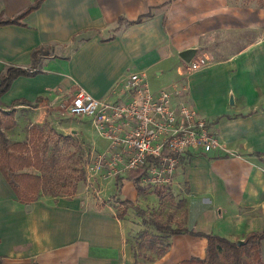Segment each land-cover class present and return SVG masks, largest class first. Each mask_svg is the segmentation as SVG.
I'll return each instance as SVG.
<instances>
[{
	"label": "crops",
	"instance_id": "0c3cea01",
	"mask_svg": "<svg viewBox=\"0 0 264 264\" xmlns=\"http://www.w3.org/2000/svg\"><path fill=\"white\" fill-rule=\"evenodd\" d=\"M32 1L0 0V17ZM147 10L138 22L124 21ZM36 47L47 50L38 70L16 75L0 94V109H15L6 136L24 140L31 125L46 124L84 141L90 160L108 140L88 117L78 116L88 125L60 122L58 106L77 86L123 99L114 82L141 70L150 90L166 88L173 101L195 108L225 148L178 155L165 186L181 198L179 226L230 240L264 229V96L252 99L264 90V6L257 0H41L17 22L0 23V75L7 66H29ZM189 47L194 53L184 61L178 52ZM17 98L27 102L10 105ZM104 171L92 173L89 185L85 173L71 195L40 192L27 202L0 173V264H169L204 256L203 235L147 228L131 212L157 198L153 188L138 190L134 170L107 177ZM201 201L206 209L198 212ZM143 227L166 241L162 253L141 261L129 237ZM259 250L264 261V236Z\"/></svg>",
	"mask_w": 264,
	"mask_h": 264
},
{
	"label": "built area",
	"instance_id": "2783aa9c",
	"mask_svg": "<svg viewBox=\"0 0 264 264\" xmlns=\"http://www.w3.org/2000/svg\"><path fill=\"white\" fill-rule=\"evenodd\" d=\"M193 67L196 63L190 62ZM114 84L125 92L123 99L96 97L77 86L63 106L70 116L88 117L94 130L108 140L106 148L90 160L83 155L88 185L92 173L102 166L103 177L131 169L143 173L153 185L165 186L182 152L225 150L195 108L184 100L173 101L166 88L150 90L141 70L129 71Z\"/></svg>",
	"mask_w": 264,
	"mask_h": 264
},
{
	"label": "trees",
	"instance_id": "16d2710c",
	"mask_svg": "<svg viewBox=\"0 0 264 264\" xmlns=\"http://www.w3.org/2000/svg\"><path fill=\"white\" fill-rule=\"evenodd\" d=\"M41 0H33L21 11L12 17L1 18L0 23L17 22L27 12L39 5ZM264 6V0H257ZM150 10L138 14L133 19H124L126 23L138 22L144 16H149ZM121 19V18H119ZM44 47H36L31 50V61L27 67L7 66L0 75V94L8 87L12 78L19 74L29 75L38 70L39 55L46 54ZM40 97L34 99L36 103ZM27 100L13 99L15 102ZM14 111L12 107L0 109V173L9 184L15 197L19 201H30L40 192L48 195H71L75 191L78 181L83 180V166L81 162L82 150L80 141L70 133H61L52 127L39 129L31 125L28 128L27 137L24 140H9L4 133L5 129L14 124ZM73 146L71 151L67 147ZM70 159L71 164L65 163ZM79 161L77 166L73 165ZM69 165V166H68ZM70 169L63 171L64 168ZM71 170L76 171L75 173ZM157 195L162 192V187L153 188ZM127 202V200H122ZM120 215V214H119ZM153 227L167 233H177L184 229L180 226H170L158 221L151 222ZM205 237V253L203 257L182 258L169 264H263L260 256V239L264 236V229L247 232L242 241L227 239L218 234L191 231ZM164 246L157 254L162 253Z\"/></svg>",
	"mask_w": 264,
	"mask_h": 264
},
{
	"label": "rangeland",
	"instance_id": "374dc122",
	"mask_svg": "<svg viewBox=\"0 0 264 264\" xmlns=\"http://www.w3.org/2000/svg\"><path fill=\"white\" fill-rule=\"evenodd\" d=\"M263 96H264V90L262 91L260 88H258L255 90V93L252 99L254 98L262 99ZM63 106H58L57 117L60 122H70L72 123L73 126L74 125L76 126L88 125V121L86 118H83L80 120V117L64 115L65 112L63 110ZM47 127L48 126L46 124H43L41 125V127H38V128L45 129ZM24 134L21 133L18 137L26 136V132ZM7 137L11 141L15 139V138H12L13 137L12 132L7 133ZM78 140L80 141V149L82 150L81 162H83L84 161L83 150L85 149L86 143L84 141L81 142L80 139ZM72 149H74L73 146L67 147V150L69 151H71ZM78 162L79 161H75L73 165L77 166ZM66 163L71 164L70 159L67 160L65 163H62V165H65ZM68 166H66L67 168H64L63 171H69L70 169L68 168ZM71 172L75 173L76 171L71 170ZM137 172L138 171H134V173H131L133 175L131 176V178H133V182L134 183L136 182V184L139 186V189H138L139 191L143 193H147L148 191H151L152 188L162 187V192L160 195H157V198L153 199V203L155 202L154 205H151L152 202L148 200L147 201L148 205L145 204L142 207H138L137 205L132 206L131 212L139 215L140 218L142 219L141 222L143 223L144 227H147V228L148 227L154 228L151 223L152 221H158V222L168 224L171 226H179L180 223L178 219L180 218V214H182L181 212L182 209L179 208V206H181L182 204L179 194H172L170 190L166 189V186L153 185V183L148 181V179L146 178V176L143 175V173L137 174ZM83 175H85L84 171H83ZM141 176H144V177H141ZM142 178L144 181H142ZM197 208L199 210L198 212L204 211L206 209L205 203L201 201ZM210 209L212 211L217 210V208H214V209L210 208ZM117 211H121V207H117L116 212ZM144 227L143 229L142 228L138 229L129 237V241H130L133 251L136 253L138 257L142 256V258L140 259L141 261H144L146 259L150 260L149 257L151 258L155 257L156 253L159 252V249H161L165 245L164 241H166V236L163 233L160 235H155ZM161 232H164V231H161ZM148 245H150V248L147 247ZM262 252L264 253V250H262ZM256 264H261V263H256Z\"/></svg>",
	"mask_w": 264,
	"mask_h": 264
},
{
	"label": "water",
	"instance_id": "95a60500",
	"mask_svg": "<svg viewBox=\"0 0 264 264\" xmlns=\"http://www.w3.org/2000/svg\"><path fill=\"white\" fill-rule=\"evenodd\" d=\"M193 53H194V48L189 47V48H184V49L180 50L178 52V55L184 61H188L191 58V56L193 55ZM235 241H236V243H239L240 241H242V239L238 238Z\"/></svg>",
	"mask_w": 264,
	"mask_h": 264
}]
</instances>
